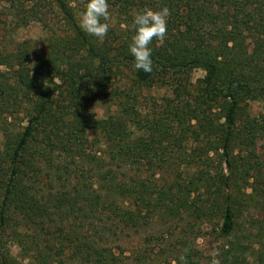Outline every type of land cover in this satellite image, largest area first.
Returning a JSON list of instances; mask_svg holds the SVG:
<instances>
[{
    "label": "trees",
    "instance_id": "trees-1",
    "mask_svg": "<svg viewBox=\"0 0 264 264\" xmlns=\"http://www.w3.org/2000/svg\"><path fill=\"white\" fill-rule=\"evenodd\" d=\"M108 3L100 40L84 0H0V264H264V0ZM164 6L138 71L133 15Z\"/></svg>",
    "mask_w": 264,
    "mask_h": 264
},
{
    "label": "clouds",
    "instance_id": "clouds-1",
    "mask_svg": "<svg viewBox=\"0 0 264 264\" xmlns=\"http://www.w3.org/2000/svg\"><path fill=\"white\" fill-rule=\"evenodd\" d=\"M75 7V4H70ZM171 11L167 6L153 9L145 7L133 15V35L129 43V53L134 58L133 67L145 73L153 71L152 49L154 40L163 41L167 37V21ZM110 12L108 0H84L79 13L80 28L88 35L103 40L110 28ZM217 255H219L217 253ZM173 264H177L176 261ZM179 264H187L186 257H179ZM211 264H220L213 259Z\"/></svg>",
    "mask_w": 264,
    "mask_h": 264
},
{
    "label": "rangeland",
    "instance_id": "rangeland-1",
    "mask_svg": "<svg viewBox=\"0 0 264 264\" xmlns=\"http://www.w3.org/2000/svg\"><path fill=\"white\" fill-rule=\"evenodd\" d=\"M41 35V28L38 24H32L27 28H23L19 31V37L23 39H37ZM247 51L250 53L252 51V45L249 42L247 44ZM204 75V72L201 69H193L189 73V77L193 83L196 82L197 79L202 78ZM144 95L150 98V100H147L145 102L146 105H149L150 111L156 113L158 110L159 104H161L162 99L165 96H168V93L164 88H156L152 87L149 90L143 91ZM145 106V105H144ZM255 109L258 110V105H255ZM94 114L96 117H101L103 115L104 109L102 107L96 106L94 109ZM253 143L255 148H261L264 146V139L256 137L253 139ZM204 232L210 233L212 229L209 225H204ZM141 237V234H132V236L125 237L127 241H131L133 243H136ZM217 239L214 235L208 236L206 238H200L197 240V246L195 245L196 251H197V257L200 256V254L203 255V258L206 256H212L214 248L216 246ZM15 253V250H14Z\"/></svg>",
    "mask_w": 264,
    "mask_h": 264
}]
</instances>
